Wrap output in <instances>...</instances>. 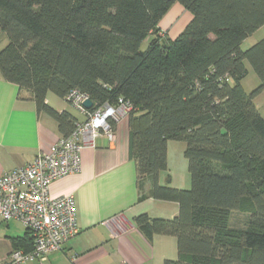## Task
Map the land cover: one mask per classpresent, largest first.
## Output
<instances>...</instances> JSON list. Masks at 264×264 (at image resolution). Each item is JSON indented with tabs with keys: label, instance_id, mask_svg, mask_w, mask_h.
<instances>
[{
	"label": "trees",
	"instance_id": "1",
	"mask_svg": "<svg viewBox=\"0 0 264 264\" xmlns=\"http://www.w3.org/2000/svg\"><path fill=\"white\" fill-rule=\"evenodd\" d=\"M175 3L193 19L172 39L159 24ZM263 25L264 0H0L9 41L0 73L29 91L63 136L80 121L49 105V92L66 99L78 89L90 109L133 103L138 183L151 177L154 198L179 204L173 218H134L149 238H176L178 257L164 264H264V116L255 103L264 92V37L243 48ZM247 63L260 80L251 91L242 82ZM170 140L186 142L188 189L159 181ZM235 212L247 214L243 228L232 224ZM12 241L15 249L34 244L28 230Z\"/></svg>",
	"mask_w": 264,
	"mask_h": 264
},
{
	"label": "crops",
	"instance_id": "2",
	"mask_svg": "<svg viewBox=\"0 0 264 264\" xmlns=\"http://www.w3.org/2000/svg\"><path fill=\"white\" fill-rule=\"evenodd\" d=\"M192 19L190 11L175 3L159 26L175 39ZM262 30L264 33V25L243 45L259 41L255 34ZM8 42L6 34L1 32L0 49ZM246 66L249 74L252 67L249 63ZM246 77L243 86L251 91L245 86ZM47 103L58 111L70 112L77 121L85 119L69 101L53 92L47 94ZM255 103L264 116V92L256 97ZM61 137L57 120L46 112H39L32 94L20 90L0 73V177L32 161L38 154L50 151ZM173 142L168 143V169L160 173L159 181L162 185L188 189L191 187L189 170L178 171L171 162V150L177 146ZM83 143L81 170L58 179L51 186L54 196L74 195L80 231L63 250L52 253L42 263L34 260L29 264H164L166 259H176L175 237L153 235L149 238L134 222L136 216L144 213L173 218L179 213V204L154 198L151 177L138 183L131 156L129 117L123 116L117 121L114 141L104 134L93 140L85 135ZM181 162L184 165L182 159ZM26 235L27 228L18 219L0 223V264H10L12 239Z\"/></svg>",
	"mask_w": 264,
	"mask_h": 264
},
{
	"label": "built area",
	"instance_id": "3",
	"mask_svg": "<svg viewBox=\"0 0 264 264\" xmlns=\"http://www.w3.org/2000/svg\"><path fill=\"white\" fill-rule=\"evenodd\" d=\"M87 93L72 90L66 100L76 107L85 119L77 123L67 136L61 137L50 151L38 154L32 161L6 172L0 177V223L20 220L33 237L31 250L13 249L10 264H29L34 260L44 262L49 255L61 251L79 231L76 199L73 194L54 196L52 184L82 168L83 137L92 140L106 135L116 139L114 121L128 116L133 103L120 98L116 104L105 103L87 108Z\"/></svg>",
	"mask_w": 264,
	"mask_h": 264
},
{
	"label": "rangeland",
	"instance_id": "4",
	"mask_svg": "<svg viewBox=\"0 0 264 264\" xmlns=\"http://www.w3.org/2000/svg\"><path fill=\"white\" fill-rule=\"evenodd\" d=\"M167 32H169V31L165 30V32L163 31V34L168 36ZM0 34H1V31H0ZM255 35L259 36L258 38H260V39L263 38L264 37L263 30H262V32H257V34H255ZM253 37H255V36H253ZM150 38H148V40L145 41L142 44V48H146L147 47L148 41L150 40ZM260 39H258V40H260ZM250 44H252V43H250ZM250 46H252V45H249V42L248 43L246 42L243 45V48L244 49H248ZM257 84L258 85L260 84V80H259L257 74L255 73L254 69L251 68L250 73L246 77L245 86H246V88L248 90H253L254 88H256L258 86ZM75 109H77V108H75ZM173 141H174L173 143H175L177 146L175 147V149L171 150V162L173 164H176V170L177 169H178V171L184 170L185 173H187L188 160H187V158L185 157V154H184L185 149H186V142L181 141V140H173ZM181 159L184 161V165L181 164L182 163ZM246 217H247L246 213L235 212L233 214V217H232V224L234 226H236V227L243 228L245 226Z\"/></svg>",
	"mask_w": 264,
	"mask_h": 264
},
{
	"label": "water",
	"instance_id": "5",
	"mask_svg": "<svg viewBox=\"0 0 264 264\" xmlns=\"http://www.w3.org/2000/svg\"><path fill=\"white\" fill-rule=\"evenodd\" d=\"M84 105L87 108H91L93 106V101L91 99H88V100L85 101Z\"/></svg>",
	"mask_w": 264,
	"mask_h": 264
}]
</instances>
